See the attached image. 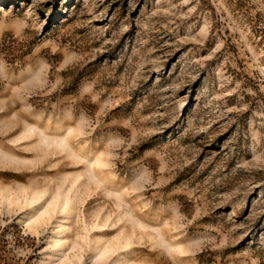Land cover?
I'll list each match as a JSON object with an SVG mask.
<instances>
[{"label":"rangeland","instance_id":"obj_1","mask_svg":"<svg viewBox=\"0 0 264 264\" xmlns=\"http://www.w3.org/2000/svg\"><path fill=\"white\" fill-rule=\"evenodd\" d=\"M0 9V264H264V0Z\"/></svg>","mask_w":264,"mask_h":264},{"label":"bare ground","instance_id":"obj_2","mask_svg":"<svg viewBox=\"0 0 264 264\" xmlns=\"http://www.w3.org/2000/svg\"><path fill=\"white\" fill-rule=\"evenodd\" d=\"M0 10H1V9H0ZM62 202H64V201H62ZM62 202H61V203H62ZM65 204H66V203H65ZM61 205H62V204H61ZM63 206H64V205H63ZM63 206H61L60 208H65V209H66V206H67V205H65L64 207H63ZM67 208H68V207H67ZM65 209H64V210H65ZM46 213H48V212H46ZM42 215L44 216V214H42ZM43 216L38 217L36 220H37V221H40L42 218L44 219L45 216H44V217H43ZM62 228H65V227L62 226ZM61 232H62V231H61ZM58 245H59V247L62 248L64 244H58ZM104 255H105V253H104Z\"/></svg>","mask_w":264,"mask_h":264},{"label":"snow or ice","instance_id":"obj_3","mask_svg":"<svg viewBox=\"0 0 264 264\" xmlns=\"http://www.w3.org/2000/svg\"><path fill=\"white\" fill-rule=\"evenodd\" d=\"M171 251H180L179 249H171Z\"/></svg>","mask_w":264,"mask_h":264}]
</instances>
